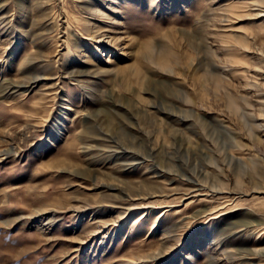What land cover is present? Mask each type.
Listing matches in <instances>:
<instances>
[{"label": "rangeland", "instance_id": "rangeland-1", "mask_svg": "<svg viewBox=\"0 0 264 264\" xmlns=\"http://www.w3.org/2000/svg\"><path fill=\"white\" fill-rule=\"evenodd\" d=\"M0 264H264V0H0Z\"/></svg>", "mask_w": 264, "mask_h": 264}, {"label": "bare ground", "instance_id": "bare-ground-1", "mask_svg": "<svg viewBox=\"0 0 264 264\" xmlns=\"http://www.w3.org/2000/svg\"><path fill=\"white\" fill-rule=\"evenodd\" d=\"M148 46V45H147Z\"/></svg>", "mask_w": 264, "mask_h": 264}]
</instances>
